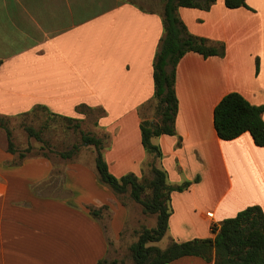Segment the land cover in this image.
I'll use <instances>...</instances> for the list:
<instances>
[{
    "label": "crops",
    "instance_id": "1",
    "mask_svg": "<svg viewBox=\"0 0 264 264\" xmlns=\"http://www.w3.org/2000/svg\"><path fill=\"white\" fill-rule=\"evenodd\" d=\"M246 2L249 9H228L217 0L209 11L179 10L191 34L224 44L226 52L207 59L188 53L178 64L177 135L152 143L162 150L158 167L168 184L191 186L172 192L168 231L150 246L165 250L173 242L213 238V225L250 206L264 210V148L249 133L222 141L214 127L215 108L230 93L264 106V0ZM163 12L162 0H0V118L7 122L43 107L81 122L82 107L101 110L97 132L107 139L103 153L111 173L141 178L150 158L141 123L155 94ZM14 144L17 152L10 153L0 124V264L109 261L104 223L120 240L139 204L116 196L93 164L58 157L60 167ZM86 173L96 187L84 198ZM90 208L101 211L99 217ZM170 264L214 263L185 257Z\"/></svg>",
    "mask_w": 264,
    "mask_h": 264
},
{
    "label": "trees",
    "instance_id": "2",
    "mask_svg": "<svg viewBox=\"0 0 264 264\" xmlns=\"http://www.w3.org/2000/svg\"><path fill=\"white\" fill-rule=\"evenodd\" d=\"M247 0H225L228 9L247 8ZM217 0H165L163 12L164 34L154 60L153 100L144 109L155 108L158 121L143 119L141 123L142 144L150 157L151 179L138 178L128 174L121 178L114 176L104 158V140L82 133V146H92L96 151V168L102 183L111 188L116 196L128 194L142 207L144 215L157 217L154 229H145L139 240L131 246L135 264H170L185 257H199L214 264H264V210L260 206H250L235 217L224 220L220 225L212 227L213 238L195 239L185 243L173 242L165 250L148 246L160 242L166 235L172 215L171 194L183 192L191 183L180 187L168 184V173L157 166L163 154L160 147L152 143V139L161 136H176V120L179 102L176 90L177 67L188 53H197L205 59L224 57L226 47L208 39L191 34L182 21L181 8L209 11ZM259 61L257 62V74ZM39 109V108H38ZM47 111L45 108H40ZM82 107L80 112L83 113ZM35 111V110H34ZM264 106L251 104L243 95L230 93L217 105L214 111V127L220 140L233 141L245 133H249L257 147L264 148ZM55 115V114H53ZM56 116V115H55ZM60 117V116H58ZM67 121H73L63 118ZM6 120L0 118V124ZM6 127V126H5ZM9 152L16 153L12 133L7 130ZM26 131L31 138L41 139L39 132L28 127ZM80 146L60 157L71 160L79 152ZM25 154L21 153L20 158ZM199 182V178L195 180ZM94 217L101 211L90 208ZM98 264H114L107 259Z\"/></svg>",
    "mask_w": 264,
    "mask_h": 264
},
{
    "label": "rangeland",
    "instance_id": "3",
    "mask_svg": "<svg viewBox=\"0 0 264 264\" xmlns=\"http://www.w3.org/2000/svg\"><path fill=\"white\" fill-rule=\"evenodd\" d=\"M165 0H162L164 4ZM83 114L86 118L83 121L70 122L63 118L53 115L52 113L36 109L28 115H24L18 118H13L5 123V128L12 133L13 142L16 141L17 149L21 152H25L29 156H48L50 159L61 167L60 154L71 151L74 146H80L79 152L74 156L72 160H78L85 164H93L96 169V151L92 146H82V133L89 134L99 138V132H97L98 121L102 115L101 110H83ZM146 115L148 119L157 122L159 119L155 113V108H147ZM31 127L35 131L39 132L41 139L29 137L26 128ZM2 131H4L2 129ZM15 135V139L13 138ZM104 140V146L107 145V139L102 134L101 137ZM24 153V154H25ZM58 157L60 159H58ZM63 160V159H62ZM60 161V162H59ZM67 161V160H66ZM154 159L149 158L148 163L144 166L141 179H151V167ZM158 166V162H157ZM95 171V170H94ZM201 179V176L198 175ZM94 178L90 173L84 175L83 182V195L84 198L89 197L90 194L95 191ZM127 202H130L133 207L134 202L128 194L120 196ZM136 205V208H132V215L130 218V224L128 228L121 234L120 240L116 241L109 228L107 222L104 223L106 227L107 237L110 242V263L114 264H135L133 254L131 252V246L139 240V236L145 229L156 228L155 216L144 215L142 207ZM140 208V209H139ZM141 210V211H140ZM155 226L154 228H151ZM164 243L167 239H164ZM163 243V244H164ZM153 244V243H152ZM151 244H148L150 246Z\"/></svg>",
    "mask_w": 264,
    "mask_h": 264
},
{
    "label": "built area",
    "instance_id": "4",
    "mask_svg": "<svg viewBox=\"0 0 264 264\" xmlns=\"http://www.w3.org/2000/svg\"><path fill=\"white\" fill-rule=\"evenodd\" d=\"M207 216H208L209 218H213V217H214V214H213V213H208ZM213 226H214V225H213ZM213 226H212V227H213Z\"/></svg>",
    "mask_w": 264,
    "mask_h": 264
}]
</instances>
